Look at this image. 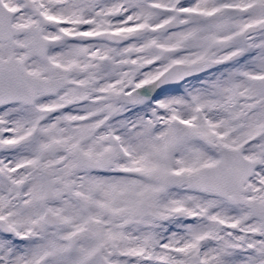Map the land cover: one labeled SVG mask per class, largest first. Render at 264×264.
<instances>
[{"label":"snow or ice","instance_id":"1","mask_svg":"<svg viewBox=\"0 0 264 264\" xmlns=\"http://www.w3.org/2000/svg\"><path fill=\"white\" fill-rule=\"evenodd\" d=\"M0 264H264V0H0Z\"/></svg>","mask_w":264,"mask_h":264}]
</instances>
